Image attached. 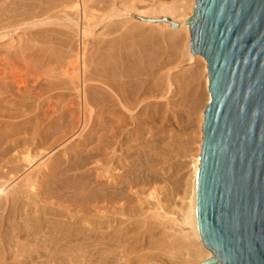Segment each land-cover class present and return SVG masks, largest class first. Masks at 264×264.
Segmentation results:
<instances>
[{
    "label": "bare ground",
    "instance_id": "obj_1",
    "mask_svg": "<svg viewBox=\"0 0 264 264\" xmlns=\"http://www.w3.org/2000/svg\"><path fill=\"white\" fill-rule=\"evenodd\" d=\"M138 1L146 0H0V30L25 25L37 28L62 21L61 25L69 31L43 27L39 32L34 29V35L44 32L60 35L50 37L66 48L64 57L75 58L70 63L72 71H63L64 76H70V81L53 79L43 89L38 77L31 78L27 68L18 69L10 58L0 54V93L3 88L15 87L21 97L22 112L18 111L30 115L32 111H26L32 109V99L37 104L34 110H38L18 126H31L35 121L31 131L27 127L20 130L25 134L23 137H14L20 133L16 132L18 127L9 132L7 127L3 129L5 135L0 134V148L4 142L20 148L18 159L10 160L6 170L0 167V264H150L157 260L158 250L171 255L167 257L173 264L189 261L190 257L204 258L194 263L202 264L214 256L201 240L196 222L202 114L211 102L209 90L201 111L199 147L192 157L183 205L179 216L170 219L174 232L150 241V234L144 231L153 229L151 222L130 221L124 226L118 223L122 221L120 216L131 220L134 215L132 198L136 186L141 182L151 183L153 179L154 169L145 166L148 159H142L145 153L140 150V139L145 126L144 122H138V114L140 105L148 104L152 97L164 98L168 86L173 84L170 81L167 84L164 75L156 77L168 60L167 46L163 47L160 40L168 39L176 44L182 39L180 33L186 32L189 60L202 59L207 69L206 59L192 55L190 50L188 21L194 12L195 0H177L171 4L158 0L144 10L137 7ZM59 7L62 15L56 12ZM135 11L146 16L142 24L148 31L137 32L135 24L127 27ZM123 16L128 17L119 19ZM99 26L102 27L99 35L103 37L91 43L93 50L89 53L87 41L95 37ZM142 34L146 36L138 41V35ZM208 86L207 78V89ZM54 90L73 91L75 96L67 104L54 103L46 95ZM63 91L62 95L67 93ZM44 95L48 97L41 101ZM6 99L2 97L0 102H7ZM160 105L157 102L154 107ZM59 109L61 113L55 116ZM11 114L14 113L11 111ZM18 121L15 120L13 127ZM78 124L85 134L80 133L78 144L68 145L70 148L63 152L67 156L65 160L58 156L51 163H45L46 170L38 182L30 174L21 182L26 188L20 189V183H16L7 189L15 182L10 181L21 171L22 163L33 166L42 154V147L54 145L58 131L65 136L71 132L68 129ZM134 124L137 126L131 127ZM147 197L157 200L155 189ZM17 216L22 221H17ZM191 238L197 242V249L192 247ZM140 246L147 247L139 249ZM199 248L205 250L204 256ZM180 254L187 257L182 258Z\"/></svg>",
    "mask_w": 264,
    "mask_h": 264
},
{
    "label": "water",
    "instance_id": "obj_2",
    "mask_svg": "<svg viewBox=\"0 0 264 264\" xmlns=\"http://www.w3.org/2000/svg\"><path fill=\"white\" fill-rule=\"evenodd\" d=\"M188 25L211 93L196 222L214 256L202 264H264V0H195Z\"/></svg>",
    "mask_w": 264,
    "mask_h": 264
},
{
    "label": "rangeland",
    "instance_id": "obj_3",
    "mask_svg": "<svg viewBox=\"0 0 264 264\" xmlns=\"http://www.w3.org/2000/svg\"><path fill=\"white\" fill-rule=\"evenodd\" d=\"M161 1L171 4V2L173 3L176 2L177 0H161ZM152 2H158V0H152V1L146 0L143 2L138 1L137 7L140 10H144ZM56 12L58 13V15L63 14L61 7H59L56 10ZM133 14H132V19L127 24V27L132 28L134 27L133 25L135 24V26L138 27L136 31L144 33V31L147 30V26L142 23L144 22L146 16L140 14L138 11H135ZM127 17L128 16H123L120 17L119 19H124ZM66 21L63 23H70ZM61 22L62 21H56L53 25L38 26L37 28L28 27L27 25H25V26H20L19 28L0 30V54L2 56H7L8 58H10L11 63H14L16 67H18V69L27 68L26 70H28L29 73L31 74L30 75L31 78L34 79L35 77H38L37 81H40L41 83L40 86L43 87V89H45L50 84V82L53 81V79L55 82L60 78H65V79L67 78L68 81L71 80L69 78L70 77L69 75L64 76L65 73L63 71H66V69L69 70L68 72L72 71V66L70 63L71 61H75V58L68 55H65L64 57L63 54H67L65 53L66 48H63L62 45L61 47L57 41H54L55 40L54 38H56L57 36L60 37V35L53 34L51 32H44L43 34L39 33L38 35H34L35 32H39L40 28L43 27H55L59 29L68 30L67 28L61 25ZM101 28L102 27L99 26L96 29L95 37L94 38L91 37V39L87 41L89 43L88 44L89 53L91 52V50H93L91 43L94 41L96 42L101 37H103L99 35L102 32ZM34 29L37 30H35L34 32ZM50 35H53L54 38H51ZM180 35L183 36L181 41H179V43H176L177 45L174 44L172 40L171 41L168 39L160 40L161 43L162 41L164 43L163 47L165 45L167 46L166 52L168 53L167 56L169 61L166 59L167 61L164 62V66L161 67L159 72L156 73V77H158L157 74L164 75L166 77L167 84H169V81L171 82V84L173 82L172 86L171 87L168 86L169 90L167 91L164 98L152 97L150 98V101L148 99L149 101L148 104L147 102L142 104L143 106L146 104L147 107L145 106L144 108L142 105H140L139 108L140 112L138 114L139 116L138 122H144V126H145L143 129V133H141L142 138L140 139V145H142V147L140 146V150L141 152L145 153V156H142L143 161L148 159L145 163V166L152 168V170L154 169V172L152 173L153 179L151 183L141 182L136 186L138 188L134 189V195L132 200H133V206L135 208V212L131 220H129L127 216H120L122 218V221L118 222V223H122L121 224L122 226L129 223L130 221L151 222L153 229L149 232L144 231V233L150 234V238H149L150 241L152 239L160 240L164 238L166 235L168 237L169 234L174 232V229L172 230L171 228L172 224L170 219L175 216L176 217L179 216L181 206L183 205V196L185 195L187 180L191 174L192 157L198 152V147H199V137L201 134L200 123L202 118L201 111L204 109L206 105V100H207L206 98L208 95V89H207L208 69H205V64L202 59H197L196 62H191L189 60L187 55L188 35L186 34V32L183 31L180 33ZM145 36L146 35L143 34L138 35L137 40L140 41V39H143ZM54 46L56 48V51ZM10 51L12 52L10 53ZM13 54H15L16 56H14ZM49 71L51 73H49ZM0 87H1V83H0ZM59 91L60 90L50 91L46 95L50 96L52 102L58 103L63 101V104H67L68 101L70 102L75 96L73 91L69 93V91L61 90V92L62 91L67 92L64 93L63 95ZM46 95H44L45 97H43L41 101H45L46 97H48ZM2 97L3 98L7 97L6 100L8 101L7 102L4 101V103L2 101H1L2 103L0 102L1 103L0 132L2 130V133L0 134L6 133L4 130L7 127H8V129L6 130L7 132L12 131L14 128L20 126V123L23 124L24 120H26L28 116H33L38 111V110H34L36 108L35 105L37 104L34 103L35 101H33L32 99L30 101V103L32 104V107L30 108L32 109L29 110L28 108V110L26 111V113H28V111L29 112L32 111L30 115L29 114L22 115V113H20L22 112L20 111V109H22L20 106L21 97H20V93L17 91L15 87H13V89L3 88L2 93H0V100L2 99ZM9 100L11 101L9 102ZM155 102L161 103L159 108H157V106L154 107V105H156ZM16 106L18 107L20 106V107L17 108ZM11 111L14 113L13 115L11 114ZM61 111L62 110L59 109L58 112L55 114V116L59 115ZM2 113L5 115H2ZM19 114L21 115L20 117ZM9 115H11V117ZM14 116H16V118ZM42 116H38V117L42 118ZM15 120L16 122L19 120L18 121L19 125L17 124L15 127H13L12 124L15 123ZM34 122L31 123V126L28 125L25 127H18L16 128V130L18 131H16L15 129L14 130L16 132H19L20 130H23L24 128L27 127L31 131L32 127L35 125ZM6 124L9 125L7 126ZM78 125H76V127L72 129L71 128L68 129L71 132L68 131L67 135L65 136L61 131H58L57 135L55 136L56 138L55 143L57 145L54 143L52 147L46 145L43 146L41 151L42 154L39 157H37V159L33 163V166L32 165L29 166L26 163H22L21 171L16 176H14L10 181V182L15 181V182H13V184H11L7 189H10L16 183H20L19 188L24 189L26 187H24L23 183L21 182L26 176L33 174L34 179L38 182V180L42 177L43 171L46 170L45 167L43 166L45 163H51L52 159L58 156H60V160H65L67 156H64L63 152H65L66 148H70L72 145L78 144L80 140V135L85 134V131L81 133L82 125L81 124L79 126ZM133 126L135 127L137 125L134 124L131 127ZM65 130L67 131V128H65ZM23 131H20L19 133L21 134V136L17 134L14 137L16 136L23 137L25 135ZM4 135L5 134H3L2 136ZM202 136H203V132H202ZM4 143L5 144L3 148L7 147V149L3 151V148H0V157H1L0 167H4V170H6L9 166L8 162L10 160L14 158L18 159L19 157L18 150L20 148H14L13 145H11V143L9 142L7 143L4 142ZM45 148L46 150L44 151L43 149ZM119 153L120 150H118V154ZM54 154H57V156H54ZM154 189H155V194L158 197L157 200L147 197V195L151 192V190L154 191ZM137 199L141 203L140 202L138 203ZM158 199L160 202L158 201ZM154 213H158L160 214V216L154 215ZM17 221H22L21 216H17ZM112 223L116 224L117 222H112ZM189 241L191 245H193L192 246L193 248L195 249L198 248L196 246L197 242L193 240V238H191V240ZM138 245H142V244L139 243ZM145 247L147 246L144 247L140 246L139 249ZM199 249L202 255L204 256L206 254L205 250L201 248ZM157 253L158 254L160 253L157 260L152 261L150 264H173V262L169 259V257H167L171 255L164 254L162 251L159 250ZM181 256L182 258L187 257L183 255ZM190 259L191 260L186 261L184 263H176V264H194L196 261L204 258L199 259V258L190 257Z\"/></svg>",
    "mask_w": 264,
    "mask_h": 264
}]
</instances>
